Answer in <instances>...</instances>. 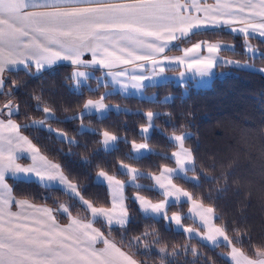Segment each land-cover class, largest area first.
Masks as SVG:
<instances>
[{
	"label": "snow or ice",
	"instance_id": "1",
	"mask_svg": "<svg viewBox=\"0 0 264 264\" xmlns=\"http://www.w3.org/2000/svg\"><path fill=\"white\" fill-rule=\"evenodd\" d=\"M207 28H227L230 34L243 36L242 46L246 54L264 58V53L254 50L248 40L255 37L264 43V0H213L212 3L207 0H0V96L9 97L0 105V264H142L134 253L122 250L95 227L96 223H102L109 232L114 228L127 230L132 220L127 205L129 199L137 204L146 220L165 221L169 230L174 223L181 232L190 234V238L200 237L192 228L183 227L182 220L198 216L201 226L208 230L207 241L230 247V253L224 257L227 264H264V238L252 244L251 238L246 237L250 254L233 246L227 236V226L217 227L213 223L221 218L214 215L215 209L205 207L203 199L193 198L190 192L173 182L174 179H183L200 186L198 178L187 176V172H196L198 167L192 150L185 147V141L191 138L190 133L176 134L174 131L171 136H166L178 149L169 156L157 153L147 142L129 141L127 137H119L108 130L88 129L81 123V133L91 131L101 137L98 143L104 151L118 150V142H123L131 149L125 153L128 160L138 162L148 155H158L161 159L174 161L177 166L156 165L159 174H150L119 161V175L128 177L125 181L97 164L95 182L109 191L110 206L105 207L86 198L84 185L66 174L61 164L44 155L21 129L40 128L56 135L61 142L74 145L77 143L74 138L48 127V122L82 121L92 114L103 118L112 108L119 111L116 106L110 107L104 102L108 92L99 99H87L83 112L67 116L63 121L39 95L32 98L37 102L36 109L44 114L42 119L21 125L12 118L20 114V109L13 99L16 82L8 80L6 72L23 70L29 76L39 77L59 63L67 62L73 67L67 78L72 81L71 90L83 95L84 88L94 92L110 88L109 78L125 92L130 88L140 91L147 86L146 81L165 73L166 65H182L181 77L187 72L200 77L211 76L220 62L242 70L252 67L248 63L218 57L222 50L234 51L233 45L220 42H197L182 49V56L166 54L171 48L178 47L172 44L173 41L187 40ZM205 43L209 55L200 56ZM126 65H134L139 73L122 67ZM114 68L120 70L113 71ZM98 71L103 75L96 76ZM256 71L264 73V69ZM91 80L96 81V89L89 84ZM9 83L12 88L8 87ZM144 115L147 125L141 127L140 135L146 141L150 130L155 127L153 121L157 114L148 111ZM175 127L179 131V127ZM22 158L31 163L21 165L18 161ZM83 162L92 163L87 158ZM201 175L211 182L217 179L227 182L224 174L219 178L203 172ZM141 179H150L153 183L143 185L138 183ZM9 180L37 183L49 192L59 190L75 204L54 200V207L37 205L30 199L17 197ZM126 188L134 189L136 194L126 196ZM141 191H154L163 199L153 202L140 195ZM206 198L211 200V193ZM42 199L48 200L51 196ZM189 201L192 208L186 216L179 212L168 214L171 207ZM14 206L17 211H13ZM77 206L87 215H73ZM57 214L69 222L61 224ZM232 231L236 242L243 243L239 229ZM217 235L222 239L215 241ZM152 236L156 237L154 243L160 242L158 233L145 231L133 237L128 246L137 249L143 246L147 252L148 245L143 241ZM97 244L104 247L97 248ZM189 250L193 256L198 255L195 248L184 249L185 252ZM158 253L165 254L166 249L159 248Z\"/></svg>",
	"mask_w": 264,
	"mask_h": 264
},
{
	"label": "trees",
	"instance_id": "2",
	"mask_svg": "<svg viewBox=\"0 0 264 264\" xmlns=\"http://www.w3.org/2000/svg\"><path fill=\"white\" fill-rule=\"evenodd\" d=\"M205 40L207 42H220L233 45V50H222L220 53L225 60L248 63L252 67L242 70L234 65L217 64L214 70V78L206 88L196 86L195 81L188 80L178 84L174 81L149 86L147 94L156 95V99L134 98L122 95L119 92H109V88H100L99 91L82 89L83 95L74 94L71 90L72 81L67 79L73 70L69 67H56L43 72L39 77L29 76L23 70L8 72L6 78L16 82L14 100L19 105L20 114L14 119L17 123L30 124L33 119H42L43 113L35 107L33 96L39 95L44 104L55 110V115L61 121L67 116H75L83 112L84 102L91 99H99L108 92L105 103L110 106L118 105L122 109L110 111L103 118L97 114L85 116L83 120H72L64 123L50 120L48 125L59 131L65 132L76 140V144L69 145L61 142L56 135L50 134L40 128L21 129L30 140L40 148L41 152L50 160L61 164L66 174L75 177L84 185V195L93 200L99 206L109 207V191L105 186H98L96 180V165L100 164L109 174H116L126 180V176L119 175L117 164L119 161L131 164L142 172L158 174L160 169L156 165H175L172 160L161 159L158 155H148L137 161L125 158V153L131 151L130 146L118 142V150L104 151L98 143L100 136L91 131L81 133L80 125L83 123L88 129L97 131L108 130L119 137H127L129 141L137 143L147 142L150 148L157 153L171 155L177 148L169 143L166 136L190 133L191 138L185 141V145L192 150L197 164V171L191 172L199 179V185L177 179V182L193 198L203 199L206 206L215 209V223L219 227L227 226V236L231 244L243 249L250 254L249 243L246 237L251 238L252 244L258 243L264 238V73L256 69H264V58H258L246 54L242 46L244 37L230 34L228 30L205 31L198 33L186 43ZM250 45L259 53H264V43L255 37L248 38ZM92 89H96V81H89ZM9 88L12 85L9 83ZM7 91V89H6ZM118 93V94H117ZM4 96H0V103ZM113 109V108H112ZM152 111L159 114L153 123L155 127L146 141L141 138L140 129L147 125L145 113ZM179 131H176V127ZM71 153V155H68ZM91 161V165L83 161ZM205 173L209 177L219 178L222 174L227 176L225 180L217 179L211 182L205 179ZM146 184H151L150 179H141ZM15 194L19 198L30 199L33 203H43L54 207L53 201L75 204L69 197L59 190L46 191L37 183H14ZM226 191H217L224 189ZM134 189L127 188L126 196L132 197ZM211 193V200L207 194ZM151 200L158 201L162 197L154 191H141L139 193ZM51 196L44 200L42 197ZM129 214L132 217L127 230L113 229L107 231L102 223H96L101 231L113 238L117 244L127 249L126 239L140 236L143 232H156L160 242L170 249L173 247L194 246L199 252L195 260L192 255L187 257L180 254V260L165 264H227L226 253L230 247L220 244L214 247L196 238H190L180 230L166 228L165 221L156 222L146 220L137 204L131 199L127 200ZM182 205V207H180ZM173 206L168 213L184 212L187 203ZM85 216L87 213L78 206L73 215ZM60 223L68 220L57 215ZM185 219V222H190ZM239 229V235L243 243H237L232 229ZM125 237V239H124ZM136 258L142 264H164L161 258L150 257Z\"/></svg>",
	"mask_w": 264,
	"mask_h": 264
},
{
	"label": "rangeland",
	"instance_id": "3",
	"mask_svg": "<svg viewBox=\"0 0 264 264\" xmlns=\"http://www.w3.org/2000/svg\"><path fill=\"white\" fill-rule=\"evenodd\" d=\"M207 2L209 3L210 2V0H207ZM211 3V2H210ZM197 42H200V41H197ZM197 42H193L192 44H189V43H185L184 44V46L180 49V53H182L181 54V56L183 55V51H182V49H185V48H189V47H191L193 44H195V43H197ZM215 43V42H214ZM199 55L200 56H205V55H209L208 53H207V51H206V43H205V45H204V47L202 48V50H201V52L199 53ZM218 57H221V58H223V55L221 54V53H219L218 54ZM223 60H225L224 58H223ZM219 64V63H218ZM220 64H223V65H226V66H228V65H232V64H228V63H223V62H220ZM179 66H182V65H179ZM214 70H215V68L212 70V74H211V76H207V77H200L198 74H196V73H193V72H187L186 74H185V76L184 77H181L180 75H178V76H176V75H174V74H178V73H180V72H182V71H184V68H183V66L180 68V69H177V70H173V71H171L170 72V74H172L171 76H175V78H176V82L178 83V84H183V83H186V81H188V80H192V81H195V85L196 86H198V87H200V88H206V86H208V85H210V83H211V81L213 80V76H214ZM95 75L96 76H102V74H100V72H96L95 73ZM152 81H155V82H159V81H162V82H159V84H163L166 80L165 79H162L161 77H157V78H153V79H151ZM167 82H169V81H167ZM108 83L111 85V87L109 88V92H111V93H113V92H119L120 94H122V95H127V94H123V93H125V91L124 90H122V89H120L119 88V86H114L110 81H108ZM159 84H155V85H159ZM155 85H148L144 90H146L149 86H155ZM12 88V87H11ZM17 88V87H16ZM14 91V90H13ZM128 92H130V93H136V92H141V91H136V90H133V89H129L128 90ZM148 92V91H147ZM147 92H146V94L145 95H142V96H138L139 94H133V95H129V96H131V97H134V98H136V97H138V98H142V99H156V95H154V94H147ZM9 99V97L8 96H4V99L1 101V103H0V105H3V103H5L7 100ZM14 99V98H13ZM14 103H16L15 102V100H14ZM17 104V103H16ZM117 108H119V110L120 109H122L120 106H118V105H115ZM20 109V108H19ZM112 111H117L116 110V108H113L112 109ZM118 112V111H117ZM107 114V113H106ZM105 114V115H106ZM159 114H157V116H158ZM18 116V115H17ZM16 116H13L12 118L14 119ZM155 119V118H154ZM48 127H50L49 125H48ZM153 129H151L150 131H152ZM187 148H189V147H187ZM178 149H176L175 151H177ZM175 167H177L176 165H174L173 166V168H175ZM159 174V173H158ZM187 176H189V177H194V178H196L195 177V175L194 174H192V173H190V172H187ZM127 179V178H126ZM123 180V179H122ZM174 183H176L178 186H180V183H178L177 182V179H174V181H173ZM139 183L140 184H143V185H149V184H146V183H144V182H142V181H139ZM153 183V181L151 180V184ZM181 187V186H180ZM127 189V188H126ZM184 189V188H183ZM136 193H134L133 195H135ZM132 195V196H133ZM146 197V196H145ZM161 199H163V197L161 198ZM160 199V200H161ZM153 201H155V200H153ZM159 201V200H158ZM158 201H155V202H158ZM181 204H183V203H181ZM181 204H177V206H179V205H181ZM51 207V206H50ZM138 207V206H137ZM180 207H182V205L180 206ZM188 210V209H187ZM189 211V210H188ZM188 211H184V214L183 213H181L180 211H178L180 214H183L182 216H186V214L188 213ZM173 213H177V212H172V213H168L169 215H172ZM58 215V214H57ZM98 227V226H97ZM192 227H194L195 228V224L194 225H192ZM199 227V226H198ZM219 227V226H218ZM100 230H101V228L100 227H98ZM171 228H173L172 226H171ZM208 231V230H207ZM105 234V233H104ZM106 235V234H105ZM107 236V235H106ZM132 238L133 237H131V238H128V239H126V242L124 241V243H125V246H126V248L127 249H125V250H127L128 252H130V253H134L135 254V256H139L141 259L144 257V258H146V260H147V257L145 256V254H143V253H146V254H148L150 257H152V258H155V256H157V257H159V258H161V261L162 262H164V264L168 261V262H171V261H174V262H177L178 261V259L180 260V254H183V255H185L186 257L188 256V255H192V253H191V251L189 250V251H184V249L187 247V248H189V249H191V248H195L194 246H191V245H187V246H185V247H178V248H172V249H170L169 247H167V246H163L162 244H161V242H159V243H154V241L156 240V237L155 236H152V237H149L147 240H145V241H143V243L144 244H147L148 245V249H147V252L145 251V249H144V247L142 246L140 249H137V248H135V247H129L128 246V244H129V241H131L132 240ZM113 239V238H112ZM124 239H125V237H124ZM115 241V240H114ZM217 246V245H216ZM212 247V246H211ZM159 248H165L166 249V253L165 254H159L158 253V249ZM196 249V248H195ZM176 253L175 255H173V253ZM196 252H197V256H193L192 257V259L193 260H195L196 258H198L199 257V252L197 251V249H196ZM230 252V251H229ZM229 252L228 253H226V256L229 254ZM167 262V263H168Z\"/></svg>",
	"mask_w": 264,
	"mask_h": 264
},
{
	"label": "crops",
	"instance_id": "4",
	"mask_svg": "<svg viewBox=\"0 0 264 264\" xmlns=\"http://www.w3.org/2000/svg\"><path fill=\"white\" fill-rule=\"evenodd\" d=\"M210 2L212 3L213 2V0H210ZM209 2V3H210ZM215 30H226L227 31V28H222V29H214V28H207V29H201L200 31H199V33H203V32H205V31H215ZM235 35H238V34H235ZM192 38V36L189 38V39H187V40H178V41H173L172 42V44L173 45H178V47H173V48H171V50L170 51H167L166 52V54L167 55H169V56H173V57H176V56H181V54L182 53H180L179 51H180V49L184 46V44L188 41V40H190ZM200 42H207V41H205V40H202V41H200ZM183 45V46H182ZM206 56V55H205ZM69 67V68H71L72 70H73V67L72 66H70L67 62H61V63H59L57 66H55L54 68H56V67ZM122 67H125V68H127L129 71H136L137 73H139V71L140 70H137V69H135V66L134 65H126V66H122ZM166 67V72L165 73H163L161 76H159V77H161L162 79H165L166 81L164 82V83H166L167 81H169V82H171V81H174V82H176L175 80H176V78H175V76H171L172 74H170V72L171 71H173V69H175V70H177V69H180L182 66H179V65H166L165 66ZM53 68V69H54ZM52 70V69H51ZM118 70H120L119 68H114L113 69V71H118ZM148 71L150 72L151 71V69L150 68H148ZM98 72H100V74H102L103 75V72L102 71H98ZM8 74V72H6L5 73V77H6V75ZM174 75H176V76H178L179 75V73L178 74H174ZM154 78H157V77H154ZM108 81H110L111 82V78H109V80ZM159 82H162V81H159ZM159 82H155V81H152V80H149V81H146L145 83H146V85L148 86V85H155V84H159ZM177 83V82H176ZM114 85V84H113ZM114 86H117V85H114ZM146 86V87H147ZM146 87H144L142 90H140L141 92H136V93H130V92H128V90H127V92H125V93H123V94H127V95H133V94H139L138 96H142V95H145L146 94V91L144 90ZM110 106V105H109ZM111 107V106H110ZM15 120V119H14ZM150 133H151V131H150ZM22 134L23 135H26L23 131H22ZM27 136V135H26ZM30 139V138H29ZM33 143V142H32ZM142 143V142H141ZM33 144H35V143H33ZM36 145V144H35ZM37 146V145H36ZM185 147H187L186 145H185ZM175 151V150H174ZM18 163H20L21 165H28L29 163H31V161L29 160V159H24V158H22V159H20L19 161H18ZM119 178V177H118ZM119 179H121V178H119ZM127 179H128V177H127ZM127 179L125 180V181H127ZM11 182H12V180H9V183L11 184ZM138 183H139V181H138ZM181 186V185H180ZM182 187V186H181ZM183 188V187H182ZM125 195H126V189H125ZM142 195V194H141ZM153 202H155V201H153ZM37 205H44L43 203H36ZM48 207H50L49 205H47ZM187 208H186V211H190L191 210V208H192V204H191V202L189 201L188 203H187ZM205 207H208V206H206V205H204ZM188 209V210H187ZM18 209L14 206L13 207V211H17ZM169 211V210H168ZM178 211H180V210H177L176 212H178ZM189 211H188V213H189ZM182 213V212H181ZM183 214H184V212H183ZM183 214H181V215H183ZM214 215H215V213H214ZM191 221L190 222H188V223H186L185 222V219H183L182 220V225H183V227H185V228H192L197 234H198V236L200 237V238H196V239H198V240H200V241H203L204 243H206V244H208L209 246H212L215 242L214 241H207L206 240V238H207V236L209 235V233H208V231H207V228L206 227H202L201 226V223L199 222V217L197 216L195 219H190ZM216 220V219H215ZM215 220H213V223L218 227V225L215 223ZM69 221H67V222H65V223H61V224H67ZM195 224V228L194 227H192V225H194ZM199 226V227H198ZM95 227H97V225L95 224ZM172 227H173V229L174 230H179V229H177L176 228V226L174 225V223H173V225H172ZM98 228V227H97ZM186 233V232H185ZM186 235L188 236V237H190V234H188V233H186ZM106 236V235H105ZM106 238L107 239H109L110 241H112L113 243H115L118 247H120L122 250H124V251H127V250H125L121 245H119V244H117L116 243V241H114V239H112L110 236H106ZM222 238L221 237H219L218 235L217 236H215V241H219V240H221ZM220 244H222V243H215V246L216 245H220ZM96 247L97 248H103L104 247V245L103 244H97L96 245ZM213 247V246H212ZM229 251H230V249H229ZM128 252V251H127ZM230 253V252H229ZM135 258H136V256H135ZM137 259V258H136ZM138 260V259H137ZM139 261V260H138Z\"/></svg>",
	"mask_w": 264,
	"mask_h": 264
}]
</instances>
